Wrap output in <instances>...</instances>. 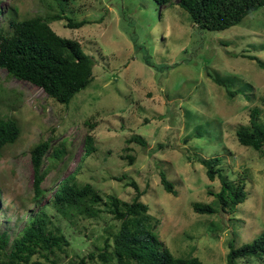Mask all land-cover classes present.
Segmentation results:
<instances>
[{"label":"rangeland","instance_id":"rangeland-1","mask_svg":"<svg viewBox=\"0 0 264 264\" xmlns=\"http://www.w3.org/2000/svg\"><path fill=\"white\" fill-rule=\"evenodd\" d=\"M177 1L0 0L5 32L11 19L49 22L60 7L75 22H87L76 30L63 27L64 21L49 25L58 36L78 41L94 61L92 84L68 106L0 70V120L19 128L14 144L0 152V234L7 248L40 209L48 210L68 243L49 254L57 264H77L101 252L106 238L112 245L121 222L102 203L92 207L94 216L72 209L67 217L47 204L59 181L77 169L78 186L90 184L103 203L114 197L129 204L136 192L125 185L134 181L156 221L157 242L175 257L226 264L231 237L238 247L264 233V149L242 147L235 136L249 128L252 109L264 126V71L246 58L264 63V6L236 26L208 32L196 30ZM86 137L94 151L83 159ZM131 138L142 145L127 142ZM46 140L50 148L41 171L47 172L40 185L45 195L36 205L30 150ZM61 143L66 153L53 164L52 149ZM214 158L221 175L243 186L247 199L232 214L199 215L193 206H213L220 183L208 181L198 161ZM159 172L175 195L162 190ZM85 264L104 263L95 258Z\"/></svg>","mask_w":264,"mask_h":264},{"label":"trees","instance_id":"trees-1","mask_svg":"<svg viewBox=\"0 0 264 264\" xmlns=\"http://www.w3.org/2000/svg\"><path fill=\"white\" fill-rule=\"evenodd\" d=\"M153 1L157 5H171V0ZM176 5L189 15L196 30L221 32L238 25L246 16L263 7L264 0H178ZM60 9L61 14L50 16L49 22L42 17L21 21L11 19L8 22L9 32L0 29V70H4L9 78L40 89L58 104L68 106L77 94L92 84L94 61L82 50L78 41L62 38L50 28L49 24L53 21H64L63 27L71 30L88 24L85 21L75 22L64 14L61 7ZM2 13L3 10L0 9V14ZM246 58L255 61L258 68L264 71V63L258 58ZM215 83L225 86L220 82ZM228 95L233 97L234 93L229 92ZM262 103L264 106V96ZM259 118L258 109H252L249 113V128L237 130L235 136L240 146L262 153L264 126L259 123ZM18 135L19 128L15 121L0 120V152L5 146L14 144ZM85 141L83 159L94 151L92 139L86 137ZM127 142L142 145L138 138H131ZM49 148L50 140H46L37 143L30 150L33 168L31 200L36 205L45 195L40 185L47 171H41V165ZM65 153V143L54 147L50 156L53 164ZM127 159L129 165H132L134 159L129 156ZM198 163L205 169L208 181L218 179L220 189L214 194L216 203L213 206L194 205V213L207 216L216 212L221 215L232 214L235 207L247 199L243 186H234L221 175L218 158ZM77 174L78 169L59 181L47 203L49 208L63 217L69 216L72 209L94 216L92 207L102 203L108 208L113 219L121 222L119 231L111 235V246L106 238L101 252L90 253L77 264H85V259L92 261L95 258L104 264L113 261L115 264H203L197 257H175L157 242L154 232L156 221L147 214L148 207L139 200L140 193L134 181L125 185L136 192L129 204L114 197H108V203H103L90 184L78 186ZM159 177L162 190L175 195L173 185L163 172H159ZM231 234L233 235V232ZM233 243L231 237L226 264H237L238 260H253L264 264V233L259 234L250 243L238 247H234ZM7 245L6 239L0 234V264H57L55 260H50L49 254L53 253L54 249L61 251L68 243L60 229L53 227L48 210L40 209L27 221L19 236L8 248ZM34 257H37V260H32Z\"/></svg>","mask_w":264,"mask_h":264}]
</instances>
